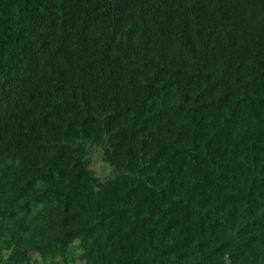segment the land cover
Masks as SVG:
<instances>
[{
    "label": "trees",
    "instance_id": "trees-1",
    "mask_svg": "<svg viewBox=\"0 0 264 264\" xmlns=\"http://www.w3.org/2000/svg\"><path fill=\"white\" fill-rule=\"evenodd\" d=\"M40 262L264 264V0H0V264Z\"/></svg>",
    "mask_w": 264,
    "mask_h": 264
},
{
    "label": "rangeland",
    "instance_id": "rangeland-1",
    "mask_svg": "<svg viewBox=\"0 0 264 264\" xmlns=\"http://www.w3.org/2000/svg\"><path fill=\"white\" fill-rule=\"evenodd\" d=\"M92 167L96 171L97 175L103 178L110 175L113 171V167L103 160L102 150H97L95 152ZM39 264L45 263L40 262Z\"/></svg>",
    "mask_w": 264,
    "mask_h": 264
}]
</instances>
